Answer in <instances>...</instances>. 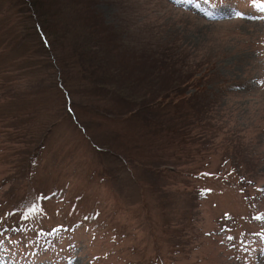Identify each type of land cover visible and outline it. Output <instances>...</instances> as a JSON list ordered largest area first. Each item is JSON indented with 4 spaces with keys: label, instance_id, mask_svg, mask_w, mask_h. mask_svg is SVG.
<instances>
[{
    "label": "rangeland",
    "instance_id": "374dc122",
    "mask_svg": "<svg viewBox=\"0 0 264 264\" xmlns=\"http://www.w3.org/2000/svg\"><path fill=\"white\" fill-rule=\"evenodd\" d=\"M76 1L0 0V264H264V0Z\"/></svg>",
    "mask_w": 264,
    "mask_h": 264
},
{
    "label": "trees",
    "instance_id": "16d2710c",
    "mask_svg": "<svg viewBox=\"0 0 264 264\" xmlns=\"http://www.w3.org/2000/svg\"><path fill=\"white\" fill-rule=\"evenodd\" d=\"M30 3V8L33 9L34 11V16L41 19L43 22L45 23V25L47 24V22H53L54 20H60L62 23H66V28L64 29V33L65 36L71 37L72 35H74V31L75 27L76 30L75 32H82L85 33L86 30H84L83 27L80 26L79 30H77V25H76V21L78 19H75V13L76 9L74 7V4H77L76 0H21L20 3H22L23 8L25 10V8H27V3ZM93 1V0H92ZM95 4V3H92ZM22 8V10H23ZM64 11V12H63ZM53 18V20H52ZM52 20V21H51ZM43 26V25H42ZM19 38V36H18ZM20 40H16L15 41V46L11 47L12 49L15 48H19L22 47L23 45H25L26 43H24V39L19 38ZM77 43V42H76ZM75 43V48L79 47V48H84L85 51H87L86 49L89 48V44H83V42L80 41V43L76 44ZM83 44V47H82ZM12 52V51H11ZM75 52H77L78 54H80L77 49H75ZM49 67V64H48ZM180 95V94H178Z\"/></svg>",
    "mask_w": 264,
    "mask_h": 264
},
{
    "label": "snow or ice",
    "instance_id": "6c2138e0",
    "mask_svg": "<svg viewBox=\"0 0 264 264\" xmlns=\"http://www.w3.org/2000/svg\"><path fill=\"white\" fill-rule=\"evenodd\" d=\"M177 3H182L183 0H176ZM206 15H211V13H205ZM236 15L237 16H241L242 13L240 12H236ZM261 18H264V17H261ZM204 175H211L209 173H205ZM249 183H251L249 181ZM207 191H211L210 189H208ZM261 192H264V189H260ZM56 194L55 193H52L51 196H44L43 194H38L37 196L34 197L33 201H30L27 203L26 205V211H24L23 209L21 210L22 211V218L23 219H28L30 216H35V215H38V214H43V208L41 207V201L43 200H47V199H51L52 196H55ZM7 215V214H6ZM227 216V214H226ZM254 219L256 220H261V219H264V217H261V216H255ZM58 234L59 233V228L57 229H53L52 230V233H49V234ZM229 240H232L233 237L229 236L228 237ZM4 242V239H3V235L0 234V245H2Z\"/></svg>",
    "mask_w": 264,
    "mask_h": 264
}]
</instances>
